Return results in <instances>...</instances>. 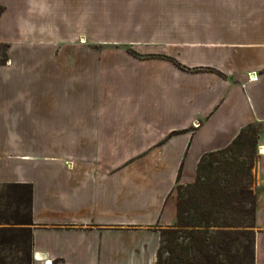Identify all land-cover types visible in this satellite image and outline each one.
Returning a JSON list of instances; mask_svg holds the SVG:
<instances>
[{
    "label": "crops",
    "instance_id": "0c3cea01",
    "mask_svg": "<svg viewBox=\"0 0 264 264\" xmlns=\"http://www.w3.org/2000/svg\"><path fill=\"white\" fill-rule=\"evenodd\" d=\"M0 45V184L32 187L31 264H158L176 186L264 125V0H0ZM256 173L264 264V154Z\"/></svg>",
    "mask_w": 264,
    "mask_h": 264
},
{
    "label": "trees",
    "instance_id": "16d2710c",
    "mask_svg": "<svg viewBox=\"0 0 264 264\" xmlns=\"http://www.w3.org/2000/svg\"><path fill=\"white\" fill-rule=\"evenodd\" d=\"M262 125L249 123L229 145L204 153L195 180L176 186V225L161 231L158 264H254L258 200L246 180L250 171L239 157L249 143L255 144L257 135L264 131L259 129ZM4 185L12 195L15 214L0 211V224L19 225L29 240L31 256L32 187L25 183ZM29 261L31 264V258Z\"/></svg>",
    "mask_w": 264,
    "mask_h": 264
},
{
    "label": "rangeland",
    "instance_id": "374dc122",
    "mask_svg": "<svg viewBox=\"0 0 264 264\" xmlns=\"http://www.w3.org/2000/svg\"><path fill=\"white\" fill-rule=\"evenodd\" d=\"M85 18L87 19V17ZM3 49L5 50V46L0 45V53ZM0 60H3V57ZM5 62H8V60ZM263 128L264 125L259 129L263 130ZM259 134L257 135L256 142ZM256 142L255 144L249 143L239 158L245 161V167H248V171H250V175L246 180L250 181V187L258 200L263 186L256 173V163L259 155ZM12 201L13 198L9 190L4 184H0V211H5L8 215H14L15 205ZM7 203L10 204L9 207H6ZM18 227V224H0V230H2L0 235V264H30L29 240Z\"/></svg>",
    "mask_w": 264,
    "mask_h": 264
},
{
    "label": "built area",
    "instance_id": "2783aa9c",
    "mask_svg": "<svg viewBox=\"0 0 264 264\" xmlns=\"http://www.w3.org/2000/svg\"><path fill=\"white\" fill-rule=\"evenodd\" d=\"M199 124H200V123H199V120H194V122H193V125H194V126H198ZM260 147H261L262 149H264V145H262V146H258V153H259V154H264V151L261 152Z\"/></svg>",
    "mask_w": 264,
    "mask_h": 264
},
{
    "label": "bare ground",
    "instance_id": "6f19581e",
    "mask_svg": "<svg viewBox=\"0 0 264 264\" xmlns=\"http://www.w3.org/2000/svg\"><path fill=\"white\" fill-rule=\"evenodd\" d=\"M260 150H261V152H263V151H264V149H262L261 147H260Z\"/></svg>",
    "mask_w": 264,
    "mask_h": 264
}]
</instances>
